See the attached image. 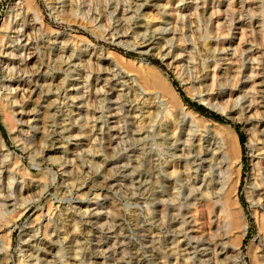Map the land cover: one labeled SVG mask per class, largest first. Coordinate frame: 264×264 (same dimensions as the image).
Wrapping results in <instances>:
<instances>
[{
    "label": "rangeland",
    "instance_id": "1",
    "mask_svg": "<svg viewBox=\"0 0 264 264\" xmlns=\"http://www.w3.org/2000/svg\"><path fill=\"white\" fill-rule=\"evenodd\" d=\"M61 5L0 0V264H264V0Z\"/></svg>",
    "mask_w": 264,
    "mask_h": 264
},
{
    "label": "bare ground",
    "instance_id": "2",
    "mask_svg": "<svg viewBox=\"0 0 264 264\" xmlns=\"http://www.w3.org/2000/svg\"><path fill=\"white\" fill-rule=\"evenodd\" d=\"M51 2H52V4L54 5L53 6V10H58V8H57V4L58 3H61L62 5L61 6H69V7H73V5H75V3H77V2H79L80 0H50ZM168 1V0H167ZM205 1H207V0H205ZM209 1V0H208ZM25 2H26V4H31L32 3V0H25ZM58 2V3H57ZM169 4V6L171 5L170 3H168ZM60 5V4H59ZM210 8H211V6H210ZM72 9V8H71ZM171 10L170 11H172V8H170ZM234 9V8H233ZM231 10V9H230ZM64 12V11H63ZM62 12V13H63ZM74 12V11H73ZM38 14V13H37ZM210 15L207 17H205L203 14H202V12H198V10H196V12H195V15L194 16H197V18H198V20H203V19H206L207 21H206V24H211L212 23V21H213V18L214 17H217V18H220L221 17V14H219V13H213V11H212V13H209ZM58 16V15H57ZM67 19V18H66ZM68 20V19H67ZM148 20V19H147ZM59 21L60 22H64V20H60L59 19ZM159 21V20H158ZM43 22V21H42ZM203 22H205V21H203ZM202 22V23H203ZM264 22V21H263ZM45 23V22H44ZM43 24V23H42ZM205 24V23H204ZM41 25V24H40ZM44 25V24H43ZM42 28V27H41ZM41 28L38 30L39 32H41L42 30H41ZM214 28H216V27H214ZM14 29H16V28H14ZM147 29V28H146ZM244 29V28H243ZM44 30H46V32L47 31H50L51 29L48 27V28H44ZM18 31V30H17ZM31 31L32 30H30L29 31V33H28V31H22V32H17V34H19V36L18 37H20L21 39H19L18 38V40H19V42H21V41H23L24 40V42H27L25 45H23V43H21V46H19L18 47V49L20 50V52L22 53V54H24L25 52H27L28 51V43L31 41V38H32V33H31ZM182 31V30H181ZM264 31V30H263ZM218 34L221 36V35H224V28H223V26L220 28V27H218ZM54 33V31L53 30H51L50 31V35L51 34H53ZM216 33V32H215ZM197 34V33H196ZM213 31H211V30H209V27L207 26V28H206V40H205V47L207 48V52H212V50H211V48H210V44H209V37H210V35H212V38H214L213 37ZM227 34V33H226ZM57 35H60V34H57ZM102 35V34H101ZM215 35V34H214ZM204 36H205V33H200L199 34V38H197L196 37V39H194V42H195V46H200L201 45V40H203V38H204ZM230 36V35H229ZM247 37V36H246ZM65 39L67 38V37H64ZM84 38V37H83ZM58 38H56V40H57ZM77 39H80V41H82V42H85V40H81V37L80 38H78L77 37ZM183 40V38L181 39V41ZM204 41V40H203ZM15 42H17V41H15ZM14 42V43H15ZM186 43V42H185ZM194 46V45H193ZM242 46V45H241ZM218 47H219V45H218ZM223 47V46H222ZM238 47H240V45L238 46ZM144 48V47H143ZM79 49V48H78ZM205 49V48H204ZM242 49V48H241ZM264 49V48H263ZM217 50H219V51H222V52H225L226 50H225V48H216V50L215 51H217ZM238 51H240V50H238ZM156 53V52H155ZM213 55H214V53H213ZM155 57H157L158 59H160L161 61H164L165 60V58L166 57H168V55H166V54H163L162 52H160V53H158V54H155ZM178 62V65L180 64V62L179 61H176L175 63H177ZM197 63V62H196ZM196 66H198L197 64H196ZM208 65H203L202 66V68H200V71L202 70L203 72H205L206 73V75H207V72H208V67H207ZM198 68V67H197ZM214 68V67H213ZM216 68V67H215ZM198 70V69H197ZM175 71H176V73L179 75V76H181L182 77V75H181V73H180V69H179V66H177L176 65V69H175ZM212 74V73H211ZM142 78V80H143V82H144V84H145V86H146V88H147V90L150 92V91H152V93L153 92H157V94H161L162 95V97L163 98H166V99H168L172 104H173V106L177 109V111H179V115H181V117H183V118H187L188 116L189 117H191V118H196L197 117V114L195 113V112H193V111H191L190 109H188L185 105H183L182 103H180L181 101H180V99H179V94L175 91V89L173 88V86H172V84H171V82L169 81V79H167L164 75H163V73H162V70L160 69V68H157V67H155V66H153V65H151V64H149V66H147V69H146V72H145V74L141 77ZM142 83V82H141ZM203 86V85H202ZM201 86V87H202ZM200 87V86H199ZM147 91V92H148ZM151 93V92H150ZM22 99H24V96H23V98ZM21 100V99H20ZM151 102V101H150ZM22 102L21 101H16V103L15 104H17V105H19V104H21ZM172 106V105H171ZM20 107H21V105H20ZM171 113V112H170ZM21 115H20V121L22 122V123H24V124H29L30 123V120H29V115H25L24 114V112L23 111H21V113H20ZM199 116V115H198ZM209 121V120H208ZM175 122V121H174ZM208 123V122H207ZM215 124V123H214ZM235 136V135H234ZM234 142H236V141H234ZM1 146L2 147H4V143L2 142V140H1ZM235 163V162H234ZM240 166V165H239ZM239 166H237V167H239ZM240 168V167H239ZM239 170V169H238ZM237 173H238V171H237ZM233 176V175H232ZM236 177H237V175H236ZM234 181V180H233ZM238 184H239V182H238V179L235 181V183H234V186H238ZM259 199V198H258ZM261 199H262V197H261ZM219 203V202H218ZM238 203V202H237ZM261 206V205H260ZM233 213H230V212H227V218L228 219H233ZM235 216V215H234ZM239 217V216H238ZM260 221V220H259ZM234 226V227H236L235 229H240V224H239V222H237V221H235V222H233L232 221V223H229V226ZM233 227V228H234ZM262 230H263V232H264V224H263V226H262V228H261ZM245 229H243L242 231H241V233H239L237 236H236V244H237V246L243 241V239H244V236H245ZM236 232V231H235ZM240 232V231H239Z\"/></svg>",
    "mask_w": 264,
    "mask_h": 264
},
{
    "label": "trees",
    "instance_id": "3",
    "mask_svg": "<svg viewBox=\"0 0 264 264\" xmlns=\"http://www.w3.org/2000/svg\"><path fill=\"white\" fill-rule=\"evenodd\" d=\"M118 51H120V52H122V53H124L125 55H128V56H136V55L133 54V53H130V52L128 53V52H125V51H123V50H121V49H118ZM173 84H174V86L176 85L175 82H173ZM178 92H180V91L178 90ZM180 95L183 96V94H182L181 92H180ZM183 99H184V101H185L190 107L194 108L197 112H199V113H201V114H203V115H205V116H209V117H211V118H213V119H215V120H217V121H219V122H221V123L231 124V122H229L228 120H225V119H224L223 117H221L220 115H217V114L213 113L212 111H210V110L204 108L203 106L197 105L196 103H193V102L189 101V100L186 99V98H183ZM234 128L236 129V133H237L238 138H239L240 146H241L242 149H243L244 137H243L242 133L240 132L238 126H234Z\"/></svg>",
    "mask_w": 264,
    "mask_h": 264
},
{
    "label": "water",
    "instance_id": "4",
    "mask_svg": "<svg viewBox=\"0 0 264 264\" xmlns=\"http://www.w3.org/2000/svg\"><path fill=\"white\" fill-rule=\"evenodd\" d=\"M132 52H133V53H138L137 51H132ZM191 101H192L193 103H196L197 105L203 106L204 108H206V109L212 111L213 113H215V114H217V115H220L221 117L224 116L223 114H220L219 112H217V111H215V110H213V109L208 108L206 105H204V104H202V103H200V102H198V101H196V100H194V99H192ZM225 117H226V116H225ZM227 119H229V118L227 117Z\"/></svg>",
    "mask_w": 264,
    "mask_h": 264
}]
</instances>
